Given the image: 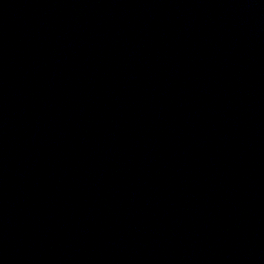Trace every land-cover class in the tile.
I'll use <instances>...</instances> for the list:
<instances>
[{"label": "water", "instance_id": "95a60500", "mask_svg": "<svg viewBox=\"0 0 264 264\" xmlns=\"http://www.w3.org/2000/svg\"><path fill=\"white\" fill-rule=\"evenodd\" d=\"M0 264H208L170 0H0Z\"/></svg>", "mask_w": 264, "mask_h": 264}]
</instances>
